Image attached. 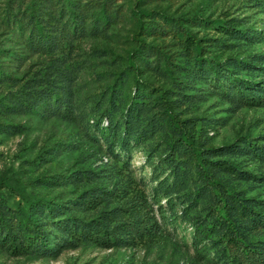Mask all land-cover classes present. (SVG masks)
I'll use <instances>...</instances> for the list:
<instances>
[{"label":"rangeland","instance_id":"obj_1","mask_svg":"<svg viewBox=\"0 0 264 264\" xmlns=\"http://www.w3.org/2000/svg\"><path fill=\"white\" fill-rule=\"evenodd\" d=\"M55 2L0 0V48L23 50V34L12 23L30 4L40 20L54 13L66 21L73 36L62 50L24 53L10 67L18 84L0 83V100L22 88L55 87L64 74L56 65L67 66L75 114L0 110V218L17 222L15 213L29 200L75 197L91 183L61 185L55 179L91 168L103 174L98 184L131 183L143 190L159 232L135 245L85 242L49 256L14 254L0 244V264H248L246 249L264 256V225L250 221L244 209L235 213L245 225L238 258L231 259L226 212L198 174L189 144L210 150L245 139L264 143V104L229 93L238 79L264 85V0H65L62 9ZM6 58L0 51V63L11 62ZM106 106L114 113L111 122L121 124L114 154L100 130L111 119L99 122ZM125 114L132 123L128 135ZM10 124L19 129L6 130ZM208 159L248 171L240 178L209 169L217 195L225 188L237 191L264 215V155L242 148ZM120 203L113 200L110 207Z\"/></svg>","mask_w":264,"mask_h":264},{"label":"trees","instance_id":"obj_2","mask_svg":"<svg viewBox=\"0 0 264 264\" xmlns=\"http://www.w3.org/2000/svg\"><path fill=\"white\" fill-rule=\"evenodd\" d=\"M51 1H57L55 4L60 2V0ZM64 3L65 0L59 3L60 9L64 7ZM54 8V6L51 7L50 11H54ZM32 9L31 4L28 5L27 10L21 12L22 17L12 23L13 26L15 25L14 28L23 34L20 41V48L23 50L17 51L13 47L0 48V51H6L7 58L5 60L11 61L8 64L0 63V83L18 84L16 82L18 78L10 67L13 63H20L24 53L29 50L59 51L64 48V43H71L70 40L73 36L66 29V21L56 18L54 13L51 14L53 19L40 20L39 18L44 17H36ZM14 16H17L16 13ZM229 28L233 29L232 26ZM56 68L57 72L64 74L62 77L58 76V80H61L60 83H52L55 87L46 85L40 88H22L21 92L11 95L8 101L0 100V110L6 114L21 112L73 118L75 114L74 105L71 102L72 92L66 81L71 77L65 72L67 66L63 69L60 65H56ZM210 68L214 73L217 72L212 66ZM262 71L264 73V67H262ZM57 72H54L55 77H57ZM24 84L26 83L22 85ZM229 93L233 99H241L247 104H264V85H259L257 81L238 79L237 82H231ZM99 115L101 123L104 117H111L109 124L101 125L100 130L102 129V132L106 133L104 139H108L109 142L107 149L114 154L113 145L117 144L122 137L117 135V132H120L118 128H121V124L119 125L118 120L111 122L114 119V113L109 106L104 107ZM123 122L125 123L123 132L128 135L132 123L127 114H125ZM5 127L8 131L19 129L16 124L5 125ZM10 127L11 129H9ZM175 128H177L176 125ZM179 132L186 133L181 129ZM243 141L242 144L225 145L210 150L195 145L193 142L189 143L193 148L192 155L198 174L203 179L207 190L208 187L211 190V197L226 212L224 221L227 224V230H229L228 240L232 247L230 255H235L231 258L233 260L238 258L236 254L239 255L238 252L242 246L241 237H239L240 226L245 225L243 222L245 219H236L237 210L244 213V209H247V218L263 225L264 215L252 210L247 203L248 198L240 196L237 191L225 188L227 193L221 191V195H217L219 188L211 178L210 168L224 170L240 178H247L249 172L235 167L225 159H208V155L227 152L238 154L242 148L252 149L257 154L264 155V143L251 142L246 139ZM174 148L175 146L171 145L170 154H173ZM115 156L113 164H116L118 160L117 154ZM102 175L100 170L85 168L75 169L66 177L59 176L54 183L65 185L88 182L91 183V186L68 199L29 200L25 208H18L15 213L17 222H12L8 216L0 218V244L6 245L14 254L30 253L37 256H49L57 254L63 248L74 247L85 242L112 247L122 244L135 245L143 239L156 236L159 232V223L144 191L134 187L131 183L114 181L112 185H102L94 182ZM113 200H121V203L110 207ZM90 210H96V213H88ZM244 258L248 264H264V256L256 255L252 249L245 250Z\"/></svg>","mask_w":264,"mask_h":264}]
</instances>
